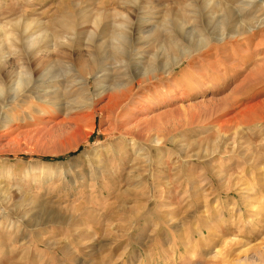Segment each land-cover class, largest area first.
Wrapping results in <instances>:
<instances>
[{"label":"rangeland","instance_id":"1","mask_svg":"<svg viewBox=\"0 0 264 264\" xmlns=\"http://www.w3.org/2000/svg\"><path fill=\"white\" fill-rule=\"evenodd\" d=\"M0 86V264H264V0H0Z\"/></svg>","mask_w":264,"mask_h":264},{"label":"bare ground","instance_id":"2","mask_svg":"<svg viewBox=\"0 0 264 264\" xmlns=\"http://www.w3.org/2000/svg\"><path fill=\"white\" fill-rule=\"evenodd\" d=\"M216 17V16H215ZM227 14H222V15H220L219 17L217 16L216 18L217 19H214L213 18V16H209L208 17V19L209 20H211V21H216V23H214V29L212 30L213 31V34H215V36H216V40H218V41H223V40H225L227 37H228V39H237V38H239L242 34L237 30V29H233L230 33H228L226 30L228 29V26H226L227 25V21H229L227 18ZM178 25L182 28V29H185L186 30V28L183 26V22H179L178 23ZM213 25V24H212ZM254 30V28H249V29H247V32H252ZM126 35L127 34H125V33H118V34H113V37H112V39L114 40V41H116V44L113 46L112 45V47H113V49H112V51H110L109 53H108V51L105 53L106 54V56H107V54L109 55V56H115V55H117V53L119 54L120 52H122V50H123V48H124V42H125V38H126ZM249 39V38H248ZM37 41H38V39L37 38H32V39H30V41H29V44H28V46H29V48L31 49L30 50V53H33L34 54V60L37 62V64H39L40 63V61H42L41 59H42V57L43 56H45V55H47V54H45L43 51H41L40 52V50H41V48H40V50L39 51H35V47H37V45H36V43H37ZM112 42V41H111ZM198 42L199 43H202V42H207V41H202V39H198ZM201 47V46H200ZM33 50V51H32ZM29 52V51H28ZM39 52V53H38ZM43 52V53H42ZM190 52V51H189ZM188 52V53H189ZM41 54V55H40ZM45 54V55H44ZM237 54V53H236ZM30 55V54H29ZM120 55V54H119ZM187 56V52H184V51H182L181 52V58L179 57V56H175V57H172V58H170L169 60H168V62L165 64V66L163 67V65H162V67H160L161 68V72L162 73H170L171 71H173L174 70V68L176 67V65H178V64H180L181 62H182V58H184V57H186ZM105 57V56H104ZM5 59V58H4ZM4 59H3V61H4ZM30 59V58H29ZM116 59V58H115ZM31 60V59H30ZM33 60V59H32ZM33 60V61H34ZM5 62V61H4ZM27 62V61H26ZM35 62V63H36ZM31 63V62H30ZM30 63H29V65H30ZM33 63V62H32ZM42 64V63H41ZM40 64V65H41ZM36 65V64H35ZM43 65H45V64H43ZM46 66V65H45ZM25 67V66H24ZM36 67H38V66H36ZM149 67V66H148ZM148 67H146V68H148ZM47 68H48V66H47ZM159 68V69H160ZM222 68H224V67H222ZM25 69V68H24ZM22 69L23 71H19L18 73H17V75H15V81H14V83H12L11 85H12V92L15 94V96H16V94H18V93H20L21 91H22V89H23V87H25L27 84H29V81H30V78H31V71H30V69ZM219 69V68H218ZM49 71L50 70H47V69H43V70H41V72H42V75H48L49 76ZM53 72V71H52ZM147 73H149V74H154V71L152 70V69H144V71H143V74H147ZM11 87V86H10ZM109 89V88H108ZM107 88H105L104 90L102 89L100 92H98V94L96 95L97 97H99L100 95H102L103 93H105L107 90H108ZM2 87L0 86V92H2ZM5 90V89H4ZM129 90H131V89H128V91ZM110 94V93H109ZM113 94V93H112ZM109 95V100H108V104L107 105H109V104H111V102H112V100L115 98L116 99V97H115V95ZM20 96V95H19ZM15 98H17V97H15ZM115 99H114V102H115ZM117 101H119L118 99H116ZM235 100V99H234ZM116 101V102H117ZM235 102V101H234ZM264 105V100L262 99V102H258V103H254V104H251V105H248V106H246L245 108H250V110H253V112H254V114H256L257 112H261L262 111V109H261V105ZM114 105V104H113ZM116 105H118V104H116ZM84 106H86L88 109H89V114L91 115V117L93 116L94 117V113L97 111V109L94 107V102L92 101V102H87V103H85L84 104ZM110 106V105H109ZM108 106V107H109ZM103 108V107H102ZM102 108H100V110L102 109ZM212 112H213V109L211 110ZM229 112V111H228ZM225 113V112H224ZM223 113V114H224ZM248 113H249V111H248ZM262 113V112H261ZM223 114H221V116H223ZM263 114V113H262ZM214 115V114H213ZM225 115H227V114H225ZM233 115V114H232ZM255 116V115H254ZM253 116V117H254ZM262 116V115H261ZM258 117V116H257ZM264 118V117H263ZM79 118L78 117H76V119L75 120H78ZM231 119V118H230ZM247 121V120H246ZM4 192V191H3ZM26 197V196H25ZM8 198V197H7ZM0 199H3V198H0ZM4 201H5V199H3ZM7 200V199H6ZM1 205L0 206H4V204L3 203H0ZM53 216V215H52ZM55 216V215H54ZM21 217V216H20ZM55 217H57V216H55ZM54 217V218H55ZM59 217V216H58ZM52 218V217H51ZM55 221V220H54ZM57 221V220H56ZM39 224V223H38ZM199 230V229H198ZM201 230V229H200ZM200 232V231H199ZM201 232L203 233V230H201ZM261 256V255H260ZM259 256V257H260Z\"/></svg>","mask_w":264,"mask_h":264}]
</instances>
